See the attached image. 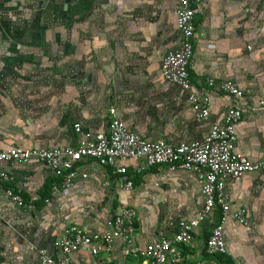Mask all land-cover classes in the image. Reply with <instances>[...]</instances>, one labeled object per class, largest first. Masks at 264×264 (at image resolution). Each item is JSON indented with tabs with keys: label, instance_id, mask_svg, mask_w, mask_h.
<instances>
[{
	"label": "crops",
	"instance_id": "crops-1",
	"mask_svg": "<svg viewBox=\"0 0 264 264\" xmlns=\"http://www.w3.org/2000/svg\"><path fill=\"white\" fill-rule=\"evenodd\" d=\"M54 1L0 0V148L75 145L80 136L72 123L104 132L110 107L149 140H199L234 102L217 85L202 90L199 84L209 76L243 91L236 102L242 114L236 147L264 160V0H208L196 14L191 82L210 98L205 119L195 116L187 93L160 74L163 56L179 40L177 0H59L60 18L35 15ZM127 163L131 190L119 187L108 164L87 160L78 168L89 177L78 178L66 194L50 188L42 205L36 201L52 179L49 170L37 161L0 163L13 175L9 184L0 181V264H38L33 245L52 250L72 222L102 233L122 205L136 212L140 245L171 233L202 206L196 174ZM5 185L19 190L23 207L7 200ZM226 191L232 208L247 210L249 224L228 221L225 255L233 264H264V171L228 180ZM210 227L203 222L181 246L188 261L221 264L205 251ZM124 248L118 241L110 255L80 250L72 263L140 264Z\"/></svg>",
	"mask_w": 264,
	"mask_h": 264
},
{
	"label": "built area",
	"instance_id": "built-area-1",
	"mask_svg": "<svg viewBox=\"0 0 264 264\" xmlns=\"http://www.w3.org/2000/svg\"><path fill=\"white\" fill-rule=\"evenodd\" d=\"M208 0H177L175 15L178 22L179 40L167 51L160 63V74L166 81L176 84L187 93V100L199 119H205L210 112V98L207 93L196 91L191 82V66L194 50V36L197 29L196 14ZM218 90L233 99L221 122L210 124L207 133L199 140L169 142L165 139L149 140L130 130L116 115L114 107L109 108L108 129L92 134L83 128L80 121L72 123L73 131L80 136L75 145L62 147L0 148V163L12 166L30 161L42 163L55 179L52 191H68L78 178H88L79 170L78 164L87 160H99L111 167L118 175L119 187L133 188L128 175V163L140 160L144 165L164 166L169 171H189L197 176L203 193V204L192 217L181 218L174 231L162 234L154 240L140 245L130 228L136 217L133 207L122 205L112 218L110 228L102 233H90L84 227L69 223L64 226L60 237L52 243V250L33 245L38 264H73L72 255L86 251L92 256L112 254L118 241L125 244V254L140 259V264H199L185 258L182 247L191 242L193 233L203 222H211L205 239V251L209 255L225 254V226L230 219L247 226L249 218L243 207L232 208L226 182L238 179L245 173L264 171V160L250 159L237 150V124L242 118L237 100L243 91L231 80H215L204 77L200 82L202 90L216 86ZM139 168L140 167H136ZM0 181L9 184L13 175L0 170ZM104 185L107 182H102ZM4 196L16 207H23L24 200L19 190L5 185ZM4 209L0 205V215Z\"/></svg>",
	"mask_w": 264,
	"mask_h": 264
},
{
	"label": "rangeland",
	"instance_id": "rangeland-1",
	"mask_svg": "<svg viewBox=\"0 0 264 264\" xmlns=\"http://www.w3.org/2000/svg\"><path fill=\"white\" fill-rule=\"evenodd\" d=\"M43 7H38L37 10L34 11L36 16L40 15L44 17L46 16L59 17V18L61 17L62 8L59 0L54 1L53 4H48L47 8H45V6ZM114 215L115 214L111 215L110 226L112 224V218ZM130 228L132 229L133 233H135L136 229H138V222L136 221V218L133 220L132 225H130Z\"/></svg>",
	"mask_w": 264,
	"mask_h": 264
},
{
	"label": "trees",
	"instance_id": "trees-1",
	"mask_svg": "<svg viewBox=\"0 0 264 264\" xmlns=\"http://www.w3.org/2000/svg\"><path fill=\"white\" fill-rule=\"evenodd\" d=\"M54 178L52 177L50 182H47L44 186V189L40 192V198L36 201V205H42L43 201L47 198L50 188L52 189ZM137 180H135V183ZM23 197V196H22ZM24 200V199H23ZM217 258L218 262L221 264H233L230 257L226 256L225 254H215L213 255Z\"/></svg>",
	"mask_w": 264,
	"mask_h": 264
}]
</instances>
